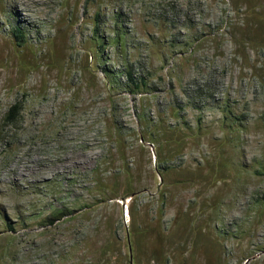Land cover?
<instances>
[{"label":"rangeland","instance_id":"rangeland-1","mask_svg":"<svg viewBox=\"0 0 264 264\" xmlns=\"http://www.w3.org/2000/svg\"><path fill=\"white\" fill-rule=\"evenodd\" d=\"M0 264H264V0H0Z\"/></svg>","mask_w":264,"mask_h":264},{"label":"trees","instance_id":"trees-1","mask_svg":"<svg viewBox=\"0 0 264 264\" xmlns=\"http://www.w3.org/2000/svg\"><path fill=\"white\" fill-rule=\"evenodd\" d=\"M15 37L21 41L23 40V34H22V31L20 29H16L15 30ZM130 78L131 80L133 81V78H132V75L130 74ZM20 111H21V108L19 105H14L10 108L9 112L7 113L6 115V121L7 122H10V123H14L18 116L20 115Z\"/></svg>","mask_w":264,"mask_h":264}]
</instances>
